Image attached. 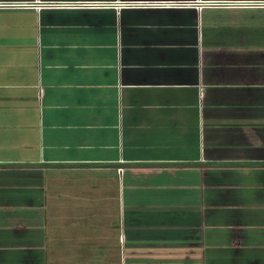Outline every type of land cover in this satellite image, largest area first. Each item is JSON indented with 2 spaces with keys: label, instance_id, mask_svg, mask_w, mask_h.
<instances>
[{
  "label": "crops",
  "instance_id": "crops-1",
  "mask_svg": "<svg viewBox=\"0 0 264 264\" xmlns=\"http://www.w3.org/2000/svg\"><path fill=\"white\" fill-rule=\"evenodd\" d=\"M0 264H264V0H0Z\"/></svg>",
  "mask_w": 264,
  "mask_h": 264
}]
</instances>
